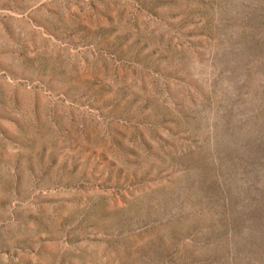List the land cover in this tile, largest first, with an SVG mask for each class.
<instances>
[{"label": "rangeland", "instance_id": "1", "mask_svg": "<svg viewBox=\"0 0 264 264\" xmlns=\"http://www.w3.org/2000/svg\"><path fill=\"white\" fill-rule=\"evenodd\" d=\"M0 264H264V0H0Z\"/></svg>", "mask_w": 264, "mask_h": 264}]
</instances>
